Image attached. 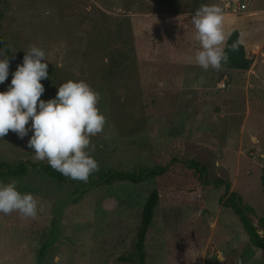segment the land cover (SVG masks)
Returning <instances> with one entry per match:
<instances>
[{"label": "rangeland", "instance_id": "374dc122", "mask_svg": "<svg viewBox=\"0 0 264 264\" xmlns=\"http://www.w3.org/2000/svg\"><path fill=\"white\" fill-rule=\"evenodd\" d=\"M202 4L222 8L226 35L236 30L252 59L247 69L204 70L190 59L200 47L195 30L172 32V17L192 15ZM225 5L226 0H0V52L9 55L0 91L8 89L24 51L35 44L48 62L41 99L55 98L69 79H84L100 93L98 106L107 118L104 132L91 137L99 170L86 183L61 181L31 165L22 175H0V182L15 179L18 190L34 194L42 206L35 219L0 213V264H139L136 231L157 183L151 177L138 183L96 178L163 167L172 158L204 165L208 183L195 205L158 201L143 264H264V246L251 243L238 215L222 203L225 185H216L218 179L228 181L229 189L234 183L254 208L250 223L264 236L257 224L264 215V13L229 14ZM246 10L264 11V0H249ZM221 79L225 88L217 85ZM31 135L30 130L20 139L9 131L0 139V163L34 162L27 146Z\"/></svg>", "mask_w": 264, "mask_h": 264}, {"label": "clouds", "instance_id": "9594fccd", "mask_svg": "<svg viewBox=\"0 0 264 264\" xmlns=\"http://www.w3.org/2000/svg\"><path fill=\"white\" fill-rule=\"evenodd\" d=\"M223 21V10L216 4H202L191 15L193 38L200 47L190 59L204 70L211 67L219 72L228 62ZM7 48L14 58L16 50L11 44ZM0 56L2 84L9 75V55L0 52ZM47 69L45 50L30 44L22 64L12 73L10 86L0 91V139L9 131L23 139L31 130L27 146L34 152V162L47 161L63 176L86 183L99 170L91 155L96 147L91 137L103 133L107 123L98 106L100 93L84 79H69L57 87L55 98L45 101L41 80L48 78ZM38 211H42L39 200L30 192L21 193L15 179L0 182V213L17 212L22 218L35 219Z\"/></svg>", "mask_w": 264, "mask_h": 264}, {"label": "trees", "instance_id": "16d2710c", "mask_svg": "<svg viewBox=\"0 0 264 264\" xmlns=\"http://www.w3.org/2000/svg\"><path fill=\"white\" fill-rule=\"evenodd\" d=\"M172 32L175 30L194 29L191 24V15L172 17ZM164 34L159 40L166 38ZM238 32L233 30L227 40L224 50L228 54V62L223 65L225 68L244 70L247 69L252 59L246 54L242 43L238 42ZM233 45L235 48L233 49ZM27 165L39 167L44 173L58 180H66L67 178L61 173L53 170L48 164L40 162H22L7 165L0 163V175H22L27 171ZM5 168L4 170H1ZM151 177L156 181V187L152 189L147 196L141 209V217L136 231V240L134 243L135 251L138 256L139 264L144 263V241L148 227L152 221L153 211L161 199L167 203H187L191 205L197 204L203 187L208 183L206 179L205 166L194 159H177L172 158L165 166H156L149 169H138L132 172L122 170L108 171L97 176V180L107 183L111 180H129L138 183L144 178ZM225 185V194L222 203L231 208L238 215L244 230L249 236V240L256 247L264 246V236L261 235L249 221V215L254 214V209L245 204L239 193L229 190V183L223 179H218L216 185ZM262 192L264 195V178H261ZM257 224L264 230V216L257 218Z\"/></svg>", "mask_w": 264, "mask_h": 264}, {"label": "built area", "instance_id": "2783aa9c", "mask_svg": "<svg viewBox=\"0 0 264 264\" xmlns=\"http://www.w3.org/2000/svg\"><path fill=\"white\" fill-rule=\"evenodd\" d=\"M249 6V0H226L225 10H229V14H237L245 12ZM218 87L225 88V82L223 79L219 80Z\"/></svg>", "mask_w": 264, "mask_h": 264}, {"label": "crops", "instance_id": "0c3cea01", "mask_svg": "<svg viewBox=\"0 0 264 264\" xmlns=\"http://www.w3.org/2000/svg\"><path fill=\"white\" fill-rule=\"evenodd\" d=\"M257 12H263L264 13V11H261V10H246L244 13H247V14H249V15H255ZM239 77H243V78H245L246 80H247V78L248 77H250V76H248V75H245V74H243L242 73V76L240 75ZM239 77H237L236 76V78L235 79H233L232 80V82H234L235 80H237ZM228 86V85H227ZM246 86V85H245ZM252 139H253V137H252ZM241 153H243V150H242V148L240 147V145H239V147H238V151H237V158H238V160L240 159V155H241ZM230 191H235L234 190V183L232 184V186L230 187V189H229ZM235 192H237V191H235ZM238 193V192H237ZM242 197V196H241ZM223 199H224V197H223ZM242 200H243V198H242ZM250 206V205H249ZM253 208V207H252ZM254 209V208H253ZM255 212V211H254ZM262 216V215H261ZM264 216V215H263ZM258 217H260V215H258Z\"/></svg>", "mask_w": 264, "mask_h": 264}, {"label": "water", "instance_id": "95a60500", "mask_svg": "<svg viewBox=\"0 0 264 264\" xmlns=\"http://www.w3.org/2000/svg\"><path fill=\"white\" fill-rule=\"evenodd\" d=\"M261 164L264 166V151L262 152V161ZM5 168H2L1 170H4Z\"/></svg>", "mask_w": 264, "mask_h": 264}]
</instances>
